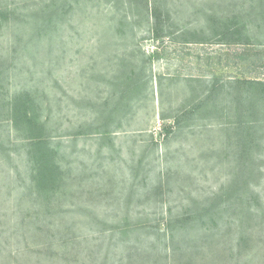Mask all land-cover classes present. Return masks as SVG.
<instances>
[{"label":"rangeland","instance_id":"374dc122","mask_svg":"<svg viewBox=\"0 0 264 264\" xmlns=\"http://www.w3.org/2000/svg\"><path fill=\"white\" fill-rule=\"evenodd\" d=\"M53 1L3 0V7H8L13 19L0 31V264H47L37 248L43 239L36 230V217L43 215V208L34 207L24 196L28 193L24 183L32 182V165L27 163L26 149L20 146L27 140L6 120L7 101L28 91L39 108L41 122L47 126L48 136L67 146L63 150L68 154L66 161L60 158L65 168L71 166L74 170L72 181L76 182L80 199L70 201L75 204H66L61 212L73 214L81 229L76 232L83 233L85 228L96 226L95 219L107 221L110 226L120 224L127 210L136 216L141 212V220L148 215L152 222L154 218L169 216L170 209L177 216L186 206L201 203L218 190L235 163L233 156L230 161L219 156L223 139L218 132L199 127V131L172 134L166 141L163 128L174 121H164L162 113L169 117L172 109L193 104L192 100L216 79L264 81V28L260 30L254 22L256 18H245L241 11L251 12L253 0H164L172 22L186 28L205 27L208 14L216 18L237 14L245 18L246 34L252 38L249 44L213 40L191 43L179 33L155 39L144 22L137 27L136 38L130 33L115 36L117 20L126 13L132 18L128 0H57L61 5L56 3L59 12L53 18L57 19L50 26L39 22L46 26L39 32L33 17L28 15L39 8L48 7L52 12L56 6H51ZM66 10L69 13L64 14ZM132 53L138 64L143 54L152 58L146 73L148 91L132 97L139 109L132 110L123 120L121 117L122 121L98 125L100 131H111L108 136L97 135L95 128L87 126L97 121L101 114L99 104L105 98L118 100L113 76L123 68L119 59L130 58ZM160 85L164 96L159 95ZM79 128L95 134L75 140L72 135ZM162 172L169 175L160 177ZM86 173L96 180H77L86 178ZM110 181L123 187L126 201L129 194L134 196L130 209L118 199L120 189L105 190L104 185ZM134 181L137 185L131 189ZM258 182L260 195L264 196V180ZM80 183L86 184V190H80ZM158 186L162 187L156 193L154 188ZM23 216H27L24 224ZM51 216L46 215L48 220ZM111 233L98 240L100 253L102 257L107 254L109 264H120L123 251L116 247L122 243L110 240ZM94 243H90V249H95Z\"/></svg>","mask_w":264,"mask_h":264},{"label":"trees","instance_id":"16d2710c","mask_svg":"<svg viewBox=\"0 0 264 264\" xmlns=\"http://www.w3.org/2000/svg\"><path fill=\"white\" fill-rule=\"evenodd\" d=\"M113 1L122 3L124 0H109V3ZM128 1L132 18L126 13L124 18L117 20L118 23L114 26L115 36L130 33L136 38L139 33L137 27H141L144 22L149 26V31L154 33L155 39L179 33L185 41L191 43H208L213 40L221 44L243 41L249 44L252 38L246 34L245 18H256L254 22L258 28H264V0H253L255 3L251 4V12L241 10L245 18L237 14L231 18H216L208 14L205 27L199 28H186L172 22L173 18L164 0H143V5L140 0ZM58 2L54 0L51 6L56 3L59 5ZM3 5V0H0V31L13 19L8 7ZM57 5L52 12L47 7L28 15L29 18L33 17L35 29L40 32L45 23L50 26L57 19L53 18L59 12ZM66 13L69 11L66 10L64 14ZM142 16L146 18H139ZM39 22L44 24L39 25ZM131 56L119 59L118 64L123 68L113 76L115 82L112 86L118 100L113 102V98H105L99 104L101 114L97 121L87 126L88 129L95 128L97 135L108 136L111 131H100L99 127L107 126L121 117L123 120L132 110H138L139 106L132 97L148 91L146 73L151 67L152 58L143 54L139 57L138 64L134 60L136 55L132 53ZM159 95L164 96L161 85ZM200 96L192 100L193 104L172 109L169 117L162 113L164 121L169 118L174 121L172 125L164 126V138L167 141L175 133L183 134L191 129L199 131V127L204 131H217L223 139L219 156L227 161L233 156L235 161L228 169L226 183L203 199V202L186 206L177 216L170 209L169 216L158 218L155 211L157 218L152 222L148 215H144L145 219L141 220V212L136 216V213L127 210L120 224L110 226L107 221L95 219L93 223L96 226L85 228L83 233L76 232L81 229L77 228L73 214L61 212L66 204H75L70 201L80 199L76 182L72 181L74 170L71 166L65 168L63 164L66 161V151L63 150L67 146L60 140L54 142L52 136H48L47 126L45 122H41L39 108L28 91L7 101L9 115L6 120L12 122L14 130L24 133L27 140L20 146L26 149L27 163L32 165V182L24 183L23 186L26 184L28 191L24 196L30 199L34 207L43 208V215L36 217L39 224H36V230L43 239L37 248L47 264H109L107 254L104 253L102 257L98 245V240L106 238L109 231H112L110 240L117 239L122 243L116 247L123 251L119 258L120 264H264V196L260 195L258 187V181L264 180V81L216 79ZM81 128L73 133L75 140L77 137L95 134ZM60 157L64 158L63 161ZM132 171L135 173L133 167ZM86 175V178L77 180H96L92 174ZM168 175V172H162L160 177ZM143 183L146 185L145 180ZM136 185L134 181L131 189ZM78 186L80 190H86V184L80 183ZM104 187L105 190L120 189L121 197L118 199L131 208L134 196L129 194L126 201L122 186L110 181ZM161 187L154 188L155 192L159 193ZM46 215L52 216L48 220ZM26 217H22L23 224L27 221ZM133 217L139 220L135 221ZM41 223L44 226L47 223L46 230L42 229ZM19 234L23 235L24 232ZM17 235L18 231L16 237ZM93 241L95 249H90L89 245ZM115 249L114 252L117 251Z\"/></svg>","mask_w":264,"mask_h":264}]
</instances>
